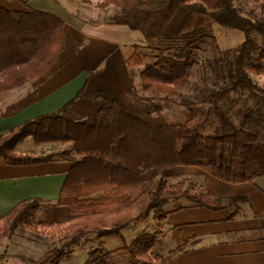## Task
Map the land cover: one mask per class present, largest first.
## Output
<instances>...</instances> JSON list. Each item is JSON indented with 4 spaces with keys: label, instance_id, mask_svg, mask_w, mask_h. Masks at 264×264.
Returning a JSON list of instances; mask_svg holds the SVG:
<instances>
[{
    "label": "trees",
    "instance_id": "obj_1",
    "mask_svg": "<svg viewBox=\"0 0 264 264\" xmlns=\"http://www.w3.org/2000/svg\"><path fill=\"white\" fill-rule=\"evenodd\" d=\"M18 1L29 8L31 0ZM99 7L111 9L104 23L129 26L148 42L147 47L136 46L127 58L130 69H141L142 94L132 89L126 95L148 102L162 117L166 108L181 107L190 118L156 127L119 99L104 96L98 112L70 119L66 111L83 102L82 89L60 110L0 135V164L76 162L56 203L77 215L66 227L72 237L33 264H61L70 257L69 249L89 235L124 238L126 228L152 214L160 229L125 242L123 248L139 264H167L157 247L168 215L186 207L224 209L240 198L215 197L186 180L170 183L163 174L149 185L146 173L187 166L230 183L264 177V136L259 133L264 119L253 118L252 107L243 114L235 109V101L243 98L235 95L254 93L258 84L253 74H264V44L256 40L258 35L264 38V20L255 22L243 15L235 0H102ZM216 25L244 32L245 41L220 56H210L207 46L216 43ZM65 26L64 18L55 12L0 7V106L5 94L53 68L66 47ZM233 91L238 93L232 96ZM235 113L243 118L237 121ZM28 138L61 147L41 155L20 151ZM49 206L40 198L18 204L0 218L8 227L3 234L12 237L21 225L67 224L39 220ZM192 246L188 240L177 245L174 254ZM115 252L94 249L88 264H117Z\"/></svg>",
    "mask_w": 264,
    "mask_h": 264
},
{
    "label": "crops",
    "instance_id": "obj_2",
    "mask_svg": "<svg viewBox=\"0 0 264 264\" xmlns=\"http://www.w3.org/2000/svg\"><path fill=\"white\" fill-rule=\"evenodd\" d=\"M0 7L37 8L30 3L28 8L18 0H0ZM64 20L66 47L53 68L33 83L3 96L0 135L27 120L60 110L82 89L83 102L71 105L66 111L70 119L98 112L104 104L103 97L109 96L160 127L164 120L152 113L148 102L126 95L132 89L142 94L141 69H130L127 58L136 46H148L145 36L126 25L85 21L83 26H75ZM75 163L65 160L34 165L0 164V218L27 199L40 198L55 202L45 209L43 222L70 223L77 215L68 206L56 203ZM157 173L152 170L144 178L148 182L146 176L150 178ZM159 173L169 180L174 178V183L186 180L196 190L215 197L240 198L224 209L186 207L168 215L162 227V240L169 242H164L167 264H264V177L254 182L230 183L200 168L187 166ZM188 240H192L193 246L185 253L174 254L176 246ZM4 256L5 250L0 251V262L5 261ZM9 258L11 264L10 255Z\"/></svg>",
    "mask_w": 264,
    "mask_h": 264
},
{
    "label": "rangeland",
    "instance_id": "obj_3",
    "mask_svg": "<svg viewBox=\"0 0 264 264\" xmlns=\"http://www.w3.org/2000/svg\"><path fill=\"white\" fill-rule=\"evenodd\" d=\"M101 1L102 0H31L30 4L41 10L55 12L75 26H83L85 21L106 22L109 20L111 9L106 10L100 8L99 3ZM235 1L243 15L251 18L255 22L264 20V2H258L257 0ZM214 31L217 37L216 43L213 42L207 46L210 50L209 55L212 57L220 56L222 52L228 49L239 47L246 38L244 32L219 25L214 27ZM256 40L260 45L264 44V38L262 36L258 35ZM253 77L258 84V88L255 89L254 93L243 91V94L235 95L238 92L233 91L232 96L235 95L237 98L243 97L241 100L235 101V109L242 111L243 114L252 107L255 109V112L252 113L253 118L264 119V102L262 101L264 99V74H253ZM152 113H154L153 110ZM163 115L164 117H162V120L173 123H183L190 118L187 109L181 107H174L172 109L166 108ZM235 118L237 121H240L243 117L235 113ZM161 124H163V121ZM259 133L261 136H264V129H260ZM60 147L59 144H36L32 138H28L19 146V150L33 155H41L57 150ZM157 172V175H153L150 178H148V175L146 176L149 185L154 184L155 179L160 174L159 171ZM175 181L174 178H170L169 180L170 183H174ZM48 203L50 205L55 204L54 201H49ZM42 219L41 217L39 220ZM71 223L59 226L46 224L38 226V228H29L25 225H21L12 237H8L3 234V231L6 232L8 227L0 221V243H4L0 244V251L4 252L5 250L6 255L3 257L5 261H1L0 264H9V255L12 258L11 261H13L11 264L17 261H21L25 264H33L34 261L39 260L50 249L58 246L60 247L71 239V230L66 228ZM159 229V222L154 214H152L149 218L135 222L126 228L123 232L124 238L113 236L100 239L96 235H89L88 240L84 239L80 244L72 246L69 249L71 251L70 257L61 264H88L90 252L97 248L116 251L115 255L117 256L115 260L117 264H139L137 260L128 258V250L123 248L125 242L130 244L143 233L155 232ZM159 238L161 243L158 245L157 250L165 259L164 244H169V242L162 240V233L159 235ZM120 248L121 250H119ZM117 250L120 252H117ZM156 262V264H160L159 261Z\"/></svg>",
    "mask_w": 264,
    "mask_h": 264
}]
</instances>
